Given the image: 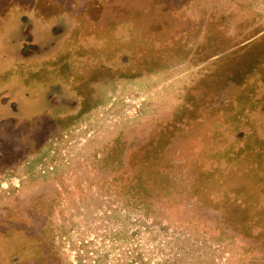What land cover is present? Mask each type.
I'll return each mask as SVG.
<instances>
[{"label":"rangeland","instance_id":"obj_1","mask_svg":"<svg viewBox=\"0 0 264 264\" xmlns=\"http://www.w3.org/2000/svg\"><path fill=\"white\" fill-rule=\"evenodd\" d=\"M128 148L139 217L57 187ZM16 218L68 264H264V0H0V264Z\"/></svg>","mask_w":264,"mask_h":264},{"label":"flooded vegetation","instance_id":"obj_2","mask_svg":"<svg viewBox=\"0 0 264 264\" xmlns=\"http://www.w3.org/2000/svg\"><path fill=\"white\" fill-rule=\"evenodd\" d=\"M106 152L107 151L104 150L100 152L95 158L93 157L91 159H85L83 162L74 164L73 169L76 173L74 177H76V179H78L79 181L70 178L64 180L62 185L60 184L59 186L58 184L57 187L63 189L67 195L74 194L75 197L73 196L72 198H77V203L80 206L88 205L89 209H103V203L107 199H112L115 204H122L123 206H125V212H128V210H132L133 212L136 211L137 214H135L139 217L142 211H139L138 209L143 208L144 202L141 200L138 201L137 198L135 199L136 203H129L128 199L122 202L121 199L122 196H126V192L130 188H133L129 184L133 179L134 170L133 168H131L132 170L129 171L128 166H133L137 162V159L135 157H137L139 154L138 149L128 148L126 151H124L122 155L123 157L121 159L122 162H119L121 165L124 164V169L120 171L116 170V165L112 168L113 170L106 166V162H113L115 160L114 162L117 163L119 160L113 156L116 155L115 153L111 155V150L110 152H108L110 155ZM135 159L136 161L133 162ZM40 179L42 181H39V184L38 182H35L33 184H38L40 186L37 187H42L46 186L47 183H51V181L48 180L45 176H40ZM27 183L28 182L24 181L21 182V191H24V188L27 189ZM53 185H57L56 182H53ZM131 196L134 197L133 195ZM45 197L49 199L48 195ZM161 204L164 206L162 209L160 207ZM187 205L191 207L190 203H187ZM166 206L167 205L162 202L161 199L158 200L156 207L152 208L150 212V218L152 219L161 217V220H166V218L169 217V211ZM39 208V206L35 208L30 206L29 210L26 212L31 214L35 213V215H37ZM203 215L204 214H202V216ZM14 221L15 222L12 224L8 222L7 224L10 225L5 226L6 229L11 231V237L14 235L15 231L21 230L24 233V238L15 240V249H13L15 251L14 254H12V256L9 258V260H7L8 264H68L67 260L64 258V253L59 249H49L50 245L48 244V241L44 239V233L47 231L46 229L48 223L43 226V229L39 234V232L36 233V224H32V222L20 223L21 219L18 220L17 218ZM159 227L162 228V226ZM187 230V226H174V232L177 231L180 233ZM33 234H36L37 238H34L32 236Z\"/></svg>","mask_w":264,"mask_h":264}]
</instances>
